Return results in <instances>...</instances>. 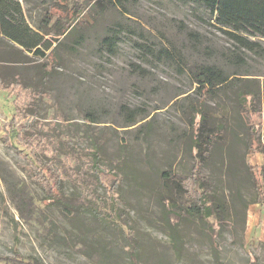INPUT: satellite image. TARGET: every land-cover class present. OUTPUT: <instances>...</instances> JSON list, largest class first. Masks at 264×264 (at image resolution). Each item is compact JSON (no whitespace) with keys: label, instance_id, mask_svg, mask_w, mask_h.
<instances>
[{"label":"rangeland","instance_id":"374dc122","mask_svg":"<svg viewBox=\"0 0 264 264\" xmlns=\"http://www.w3.org/2000/svg\"><path fill=\"white\" fill-rule=\"evenodd\" d=\"M17 1L26 23L53 47L50 64L0 39V257L264 264V220L251 224L255 191L244 175L246 163L264 165L255 159L261 153L246 155L245 146L249 127L264 126V51L239 50L202 6L184 0H60L69 11L58 10L49 25L48 8L57 0ZM61 26L69 28L57 36ZM190 31L201 34L197 42ZM193 65L215 66L227 85L202 97ZM15 80L21 88L7 89ZM243 85L262 90L254 116L237 103ZM200 114L209 129L227 132L202 169L224 212L203 220L187 214L190 200L169 202L165 183L190 174V121L200 122ZM95 146L100 169L117 173L113 191L89 163ZM51 165L59 168L67 203L53 200L41 180L39 170ZM104 200L120 219L101 222L77 208L91 201L102 208Z\"/></svg>","mask_w":264,"mask_h":264},{"label":"trees","instance_id":"16d2710c","mask_svg":"<svg viewBox=\"0 0 264 264\" xmlns=\"http://www.w3.org/2000/svg\"><path fill=\"white\" fill-rule=\"evenodd\" d=\"M66 1V0H63ZM57 0L54 6H50L47 19L45 22L49 25L55 13L62 9L68 12L67 3ZM202 6L208 13L211 19L215 20L218 30L227 36L239 50H247L249 52L264 51L261 45L264 42V0H184ZM63 2V3H62ZM76 11V10H75ZM75 13V12H74ZM75 16L79 19V13ZM61 17L57 19L60 22ZM47 25H38L37 28L45 34H50ZM68 27H59L57 36L64 35ZM189 39L197 42L200 33L193 31L188 32ZM0 39L6 43H13L19 47L18 51L21 54H33L39 58L48 59L47 51L53 47V43L46 39L41 33L36 32L26 23L21 10L20 3L17 0H0ZM50 64L51 60L48 59ZM191 74L194 76V81L199 86L202 97L211 95L217 86H225L229 81L222 72L215 66L198 65L189 66ZM3 85L0 75V87ZM21 88L19 81H13V84L7 89ZM236 100L240 108L243 109L248 116L256 115L257 111H261L262 90L260 85L251 86L243 85L236 92ZM204 99L199 100V105L202 107ZM133 124L135 121H131ZM192 128V138L190 141L191 156L194 165L187 178L178 179L176 177L166 179V185L170 192L169 202H175L174 197L190 200L193 207L186 209L187 214L193 218L206 219L212 216L220 218L224 212L222 204L219 201H212V192L209 189V181L203 176L202 169L210 160L213 153L227 134L224 128H210L205 115L200 114V122L194 119L190 121ZM17 124L13 123V129ZM21 130V129H20ZM249 140L245 143L246 155L264 153V126L262 124L249 127ZM16 138L21 139L20 133H17ZM6 141L9 139L6 138ZM12 151L22 154L17 147L10 146ZM96 152L92 153L90 165L92 170L96 171V176L101 180L102 184L108 183L110 190H115L119 186V179L114 169L110 168L107 171L100 169L98 155L99 150L93 147ZM245 179L246 183L255 191V198L251 200L249 205L264 204V165L253 167L249 163L245 164ZM39 170V169H38ZM43 172V173H41ZM59 168L55 165L46 166L39 170L41 180L49 188V194L53 200L67 203L63 194V180L60 178ZM99 206L95 201L88 202L87 205H79L80 210H92L101 222L113 223L112 217L120 219L118 209L106 200ZM116 223V222H115ZM99 250L106 249L105 246H98ZM32 261V262H30ZM26 260L21 256L15 257H0V264H38L34 258ZM133 264V263H132Z\"/></svg>","mask_w":264,"mask_h":264},{"label":"crops","instance_id":"0c3cea01","mask_svg":"<svg viewBox=\"0 0 264 264\" xmlns=\"http://www.w3.org/2000/svg\"><path fill=\"white\" fill-rule=\"evenodd\" d=\"M255 159L259 160L258 164H264V153L255 155ZM251 215L253 217V222L251 223L254 227L259 224V222L264 220V204H254L251 205Z\"/></svg>","mask_w":264,"mask_h":264}]
</instances>
